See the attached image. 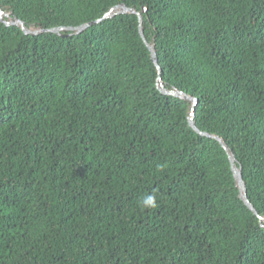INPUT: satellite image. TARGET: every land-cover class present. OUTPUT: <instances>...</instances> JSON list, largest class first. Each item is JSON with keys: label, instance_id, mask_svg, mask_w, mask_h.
Listing matches in <instances>:
<instances>
[{"label": "trees", "instance_id": "trees-1", "mask_svg": "<svg viewBox=\"0 0 264 264\" xmlns=\"http://www.w3.org/2000/svg\"><path fill=\"white\" fill-rule=\"evenodd\" d=\"M120 4L142 12L165 86L198 100L196 126L225 140L264 216V0H0L45 29ZM158 76L136 14L78 34L0 18V264H264L227 151Z\"/></svg>", "mask_w": 264, "mask_h": 264}, {"label": "water", "instance_id": "water-1", "mask_svg": "<svg viewBox=\"0 0 264 264\" xmlns=\"http://www.w3.org/2000/svg\"><path fill=\"white\" fill-rule=\"evenodd\" d=\"M144 11L146 10V8L143 9ZM121 13H133L136 14L139 18L140 21V33L142 35V38L145 42V44L147 45V47L149 48V50L151 51V57L153 62L156 64L158 71H159V76H158V87L161 90L162 93L164 94H168V95H174V96H179L182 98H186L189 99L193 102V107H192V116H190L189 121L191 126L200 134L204 135V136H208V137H213L215 139H217L225 148V150L227 151L228 157H229V161L231 163V169L233 171L237 186L240 189V196L243 198V200L245 201V203L249 206V208L251 210H253L256 214H258L259 218L261 220H264V216L260 215L257 210L255 209V207L253 206V204L251 203L249 197H248V187H247V183L244 179L243 176V168L242 166H240L237 162V158L235 156V154L229 149V147L227 146V144L225 143V140L219 136V135H215V134H211V133H207L204 131H201L195 124L194 122V111H195V104L197 103V99L193 98L189 95H187L186 93H184L181 90H178L177 88L174 89H168L165 86V83L163 82V78L160 74L161 71V67L159 65L158 62V57H157V51L155 48V42H149L147 40V38L145 37L144 34V30L142 27V23H143V15L141 11H137L134 8H131L129 6H127L126 4H120L116 7L111 8L107 13H105V15L98 20H94L85 24H82L80 26H70V27H64V26H60V27H54L51 29H45L42 26L39 27H28L24 21H22L20 18L18 17H13L10 13L5 12L0 5V18L2 19L3 22H5L7 25H17L20 26L22 28V30L26 33V34H39L41 32H54V33H58L61 34V32L63 31H72L75 34L81 33L82 31H84L85 29H87L90 25L97 23V22H101L104 19H108L110 17H113L117 14H121ZM6 17L8 19H6Z\"/></svg>", "mask_w": 264, "mask_h": 264}, {"label": "clouds", "instance_id": "clouds-1", "mask_svg": "<svg viewBox=\"0 0 264 264\" xmlns=\"http://www.w3.org/2000/svg\"><path fill=\"white\" fill-rule=\"evenodd\" d=\"M192 107H193V105H192ZM192 107H191V116H192V112H193ZM194 108H195V106H194ZM165 167H166L165 164H157V169L158 170L162 171ZM138 204H139V206L142 209H155V208H157L159 205L157 203V193H156V191L153 190V192H151V193H146V194L142 195L138 199Z\"/></svg>", "mask_w": 264, "mask_h": 264}]
</instances>
